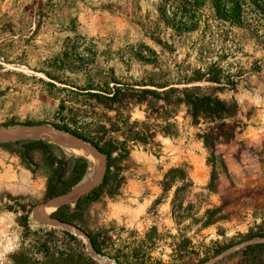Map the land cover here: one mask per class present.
<instances>
[{
	"label": "rangeland",
	"instance_id": "374dc122",
	"mask_svg": "<svg viewBox=\"0 0 264 264\" xmlns=\"http://www.w3.org/2000/svg\"><path fill=\"white\" fill-rule=\"evenodd\" d=\"M209 23L178 35L157 0H0V264H203L264 237V33ZM188 87L229 116L193 122L168 93ZM134 132L100 180L66 137ZM249 247L215 264L264 261Z\"/></svg>",
	"mask_w": 264,
	"mask_h": 264
},
{
	"label": "trees",
	"instance_id": "16d2710c",
	"mask_svg": "<svg viewBox=\"0 0 264 264\" xmlns=\"http://www.w3.org/2000/svg\"><path fill=\"white\" fill-rule=\"evenodd\" d=\"M202 9H205L203 14ZM157 10L163 22L178 35L195 31L201 24L203 31L209 30V21L214 22L215 30L221 37L235 38V30L238 29L245 30L249 35L264 33V0H157ZM204 81L219 84L220 77L216 73L208 72ZM197 89L198 87L169 89L168 93L181 95V99L177 98L175 101L187 105L193 122L198 121L199 116L218 122L229 116V107L215 96L195 94ZM79 138L89 142L99 154L104 155L106 163L113 151L118 155L125 153L124 143L127 139L135 141L140 139L137 132L127 135L122 143L93 140L84 136ZM75 159L81 163L82 168L85 167V160L82 157L77 156ZM176 176H180V171L170 169L164 178L170 181ZM263 247L264 245H254L249 249ZM94 249L97 251L95 247ZM257 264H264V261L260 259Z\"/></svg>",
	"mask_w": 264,
	"mask_h": 264
},
{
	"label": "water",
	"instance_id": "95a60500",
	"mask_svg": "<svg viewBox=\"0 0 264 264\" xmlns=\"http://www.w3.org/2000/svg\"><path fill=\"white\" fill-rule=\"evenodd\" d=\"M34 130L39 131L41 134H47V133L57 134L54 131H49V130L42 129V128L23 130L22 131V134L27 133V132H31V131H34ZM66 137L70 140L71 143H73L74 145H76V147L83 148V149L89 151L92 155L98 157L99 163H100V167H101V173H100V176H99V180H100L101 177H102V174H103V170H104V161L101 158V155L94 149V147H92L88 143L83 142V141H79V140L72 139L71 137H68V136H66ZM98 182L99 181L95 182L94 184L90 185L89 187H87L85 189H83L81 187H77L75 189H72V190H70V191H68V192H66V193H64L62 195H59L57 197H54V198L46 201L43 204V206H53V205H57V202L63 201L64 199H67V198H70V197L78 198L82 194L87 193L92 188H94L95 186H97ZM52 225L61 227V226H65L66 224H64L62 222H59V221H55ZM76 233L80 234L79 231H76ZM85 239H86V237H85ZM260 244H264V237L257 238V239H248V240H245L243 242H240V243H238L236 245H233V246H231V247L223 250L218 255L210 258L209 260H207L203 264H215L216 262L220 261L224 257L229 256V255H231V254H233V253H235V252H237V251H239V250H241V249H243L245 247H249V246H252V245H260ZM86 249H87V252L92 257L96 258V255L94 254V252L92 251V249L90 248V246L88 244H86ZM98 260L101 261V259H98ZM103 263H104V261H103Z\"/></svg>",
	"mask_w": 264,
	"mask_h": 264
},
{
	"label": "bare ground",
	"instance_id": "6f19581e",
	"mask_svg": "<svg viewBox=\"0 0 264 264\" xmlns=\"http://www.w3.org/2000/svg\"><path fill=\"white\" fill-rule=\"evenodd\" d=\"M51 135H57V136H63V135H59V134H51ZM68 140V139H67ZM69 142V141H68ZM83 149V148H82ZM85 150V149H84ZM96 178V177H95ZM97 179V178H96ZM97 181V180H96ZM95 182V181H94ZM94 182L92 183V184H94ZM91 184V185H92ZM90 186V184H88V185H86V186H83V187H81V188H83V189H85V188H87V187H89Z\"/></svg>",
	"mask_w": 264,
	"mask_h": 264
}]
</instances>
